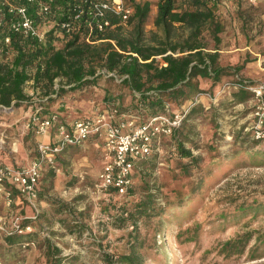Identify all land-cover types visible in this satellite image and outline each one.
I'll return each mask as SVG.
<instances>
[{
  "label": "rangeland",
  "instance_id": "obj_1",
  "mask_svg": "<svg viewBox=\"0 0 264 264\" xmlns=\"http://www.w3.org/2000/svg\"><path fill=\"white\" fill-rule=\"evenodd\" d=\"M138 1L150 4L144 26L145 40L153 38L152 31L161 38V29L153 24L157 0ZM183 3L184 0H177V8ZM215 14L222 25L220 41L215 44L208 31L202 36L208 50L217 51V64L242 65L238 76L253 83L263 81L264 11L261 6L239 1L236 8H217ZM37 27L41 34L47 28L46 23ZM121 32L125 36L132 35L133 24L125 22ZM187 32L186 28L175 27L170 39L180 41ZM237 75H224L217 82L197 76L193 82L201 91L191 93L183 101L201 94L198 103L201 106L182 120L181 140L193 154L201 156L198 164L202 170L210 169L211 172L191 200H185L186 194L198 185L199 172L190 168V175H185L176 157L166 159V146L170 142L169 138H164L162 151L142 159L144 161L137 165L133 188L139 191L146 182L148 186L161 188L171 202L179 196L182 205L167 207L166 201L162 213L156 217L139 219L136 224L130 219L121 223L113 214L124 205L129 206L139 194L109 196L99 189L98 173L105 163L100 144L93 145L95 142L88 140L82 146H69L58 156L54 168L43 171L35 218H31L34 212L17 198L11 208L0 206V264H56L59 259L58 264H103L99 257L102 251L125 254L132 250L134 242L130 231H137L139 237H144L143 244L133 249L142 255V264H264V252L256 258L249 255L255 237L264 233V213L236 222L230 215L238 203L264 196V165L257 163L262 156L255 149L244 150L253 140L252 99L233 100L232 94L239 88L235 82ZM24 90L32 96V103L0 110V137L5 141L1 151L13 161L18 156L31 158L34 155L36 143L41 138L32 129L34 114L46 116L56 112L72 120L99 112L111 102L123 106L131 101L129 89L117 76L111 82L67 92L49 102L41 100L40 95H33L31 83L26 84ZM180 100L178 98L171 109L178 108ZM126 114L147 117L134 110ZM22 158L18 162L25 164ZM15 217L31 226L30 230L16 234L35 232L33 241L15 245L5 242V231L11 230ZM62 219L65 220L63 225L59 222ZM76 224L84 227L81 234L71 233L66 227L73 229ZM244 232H251L253 239L241 252L225 249L224 242ZM261 250L264 244L259 252Z\"/></svg>",
  "mask_w": 264,
  "mask_h": 264
},
{
  "label": "trees",
  "instance_id": "obj_2",
  "mask_svg": "<svg viewBox=\"0 0 264 264\" xmlns=\"http://www.w3.org/2000/svg\"><path fill=\"white\" fill-rule=\"evenodd\" d=\"M82 1L55 0L48 15L39 13L41 0L0 1V110L32 103V96L24 90L28 83L32 85L33 95H40L41 100L49 102L67 92L81 91L102 82H111L117 76L121 84L129 89L131 101L123 106L111 102L101 108V111L116 108L119 113L126 114L134 110L153 116L166 111L169 105L177 104L178 98H181L179 101L181 104L191 93L201 91L193 82L195 77L201 76L217 82L224 75H237L243 68L242 65H218L217 51L208 50L207 42L203 39V32L208 31L213 36L215 44L220 41L219 33L222 25L215 14L217 8H222L219 4L220 0H184L180 9L177 8V0H157L153 24L161 29L162 37L157 38V32L152 31L151 40L155 43L145 40L144 37V26L150 12L149 2L127 0L134 9L126 21L133 24V33L125 36L121 32L124 23L110 11L106 12L110 26L102 31L90 27L88 23L94 25L97 17L94 16L93 9L88 4L84 5ZM75 5L83 6L84 10L80 17L72 22L71 31L67 32L61 27V23L71 16ZM11 6H24L27 15L34 20L36 26L46 23L47 28L42 39L23 32H15L10 28L12 22L20 19L16 11L11 10ZM175 27L186 28L188 31L180 41L170 39ZM6 38L9 40L6 41ZM235 82L239 88L233 92V100L243 102L252 97L251 92L245 88L253 84L251 80L237 75ZM200 106L201 104L192 106L185 117L194 114ZM81 116L83 115L75 118ZM182 128L183 122L171 136L165 137L169 138L170 142L166 146L168 149L166 159L171 160L176 157L185 175H190V168L199 172L198 185L186 194L187 201L192 199L191 196L194 197L195 191H199L205 185V179L210 177L211 172L210 169L202 170L198 164L201 156L193 154L190 148L183 145ZM247 147L244 150L255 149L261 154L262 158L257 163L264 165V147L259 141L253 139ZM153 154L157 155L158 152ZM143 161L136 162L132 174L133 181L137 165ZM137 190L133 185L128 188L125 195L138 193V198L133 199L129 206L124 205L121 210L117 209L113 214L121 223L130 219L136 224L139 219L156 217L162 213L166 201L169 205L167 207L182 203L179 196L176 200L169 201L161 188L148 186L146 182L142 183L139 191ZM107 194L118 196L112 191ZM61 206L65 205L61 204ZM125 213L127 216H124ZM262 213H264V196L238 203L230 215L233 217L232 221L236 222L247 216L254 217ZM59 222L63 225L65 220ZM66 227L71 233L76 231V234H81L84 230L79 224L73 225V229L72 226ZM36 235L35 232L13 233L5 236V242L8 245L30 242ZM130 235L134 242L132 250L125 254L102 251L99 257L103 264H115V262L142 264V255L133 249L143 244L144 237H139L137 231H130ZM251 239H253L252 233L244 232L227 240L223 246L230 251L241 252ZM262 244H264V233L255 237L249 255L256 258L263 253L264 250L259 252ZM60 260L56 264L60 263Z\"/></svg>",
  "mask_w": 264,
  "mask_h": 264
},
{
  "label": "built area",
  "instance_id": "obj_3",
  "mask_svg": "<svg viewBox=\"0 0 264 264\" xmlns=\"http://www.w3.org/2000/svg\"><path fill=\"white\" fill-rule=\"evenodd\" d=\"M54 1L41 0L39 13L50 14ZM239 1L251 6L260 5L264 11V0H220L219 4L224 8H236ZM82 3L93 9L96 21L94 25L90 22L88 24L97 31L110 26L106 12H113L125 23L134 11L127 0H83ZM11 10H15L20 16L18 21L11 23L10 28L13 31L43 38V33L39 32L34 20L27 15L24 6H11ZM83 10V6L75 5L71 16L62 21L61 27L67 32L71 31L72 22L80 17ZM245 88L252 94V138L264 147V80L249 84ZM200 95L199 93L193 95L178 108L171 109L169 105L163 113L145 118L119 113L116 108L93 112L70 121L64 120L56 112L46 116L34 114L33 132L37 136L53 132L56 138L53 141H38L35 146V157L25 165L0 163V205L7 209L11 208L17 198L34 212L31 218H35L38 214L39 182L44 169L54 168L57 156L67 147L82 146L89 139L100 144L105 159L104 166L98 173L97 186L105 193L112 191L119 196L125 195L128 188L133 185L132 174L136 162L150 157L154 152L162 151L163 139L171 136L180 126L190 107L200 102ZM4 143L1 136L0 150L4 149ZM1 220L0 216V224ZM30 229V224H22L15 217L11 230H6L5 233L11 235Z\"/></svg>",
  "mask_w": 264,
  "mask_h": 264
},
{
  "label": "crops",
  "instance_id": "obj_4",
  "mask_svg": "<svg viewBox=\"0 0 264 264\" xmlns=\"http://www.w3.org/2000/svg\"><path fill=\"white\" fill-rule=\"evenodd\" d=\"M52 113V112H51ZM60 115V114H59ZM61 116V115H60ZM61 118H63L64 120H66V121H70V120H68V119H66V118H64V117H62L61 116ZM55 135L53 134V132L52 133H49V134H47V135H45V136H41V138H40V140L39 141H53V140H55ZM89 140H93V139H89ZM88 141V140H87ZM94 141V140H93ZM93 145H98L97 143H92ZM100 147V149H101V151H102V147L101 146H99ZM68 148V147H67ZM66 148V149H67ZM65 149V150H66ZM12 150H14V148H12ZM64 150V151H65ZM63 151V152H64ZM63 152L61 153V154H63ZM19 154H23L22 152L20 153L19 152ZM35 155H36V151H35V148H34V155H33V157H31V158H25L24 156H21V158L23 159V161L21 160V162L22 163H25V164H27V163H29V161L32 159V158H34L35 157ZM60 155V154H59ZM58 155V156H59ZM58 156H57V158H58ZM14 157H16V155H14ZM10 158H12V157H10ZM9 158V155H7L6 153H3V151H1L0 150V163H8V164H14V165H25V164H21L20 162H18V160L19 159H21V158H19V156L18 157H16L17 158V160L16 161H13V160H11ZM46 169V168H45ZM44 169V170H45ZM43 174V173H42ZM0 206H2V205H0Z\"/></svg>",
  "mask_w": 264,
  "mask_h": 264
}]
</instances>
